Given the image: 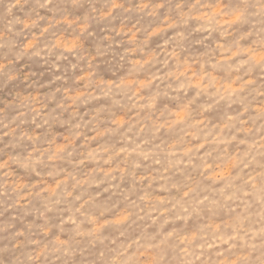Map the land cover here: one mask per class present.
I'll return each mask as SVG.
<instances>
[{
	"label": "rangeland",
	"instance_id": "1",
	"mask_svg": "<svg viewBox=\"0 0 264 264\" xmlns=\"http://www.w3.org/2000/svg\"><path fill=\"white\" fill-rule=\"evenodd\" d=\"M0 264H264V0H0Z\"/></svg>",
	"mask_w": 264,
	"mask_h": 264
}]
</instances>
